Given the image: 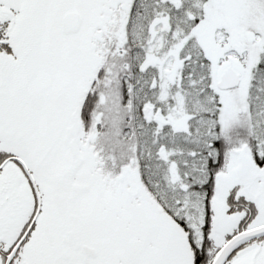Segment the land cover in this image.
I'll list each match as a JSON object with an SVG mask.
<instances>
[{"label": "snow or ice", "instance_id": "6c2138e0", "mask_svg": "<svg viewBox=\"0 0 264 264\" xmlns=\"http://www.w3.org/2000/svg\"><path fill=\"white\" fill-rule=\"evenodd\" d=\"M0 264H264V0H0Z\"/></svg>", "mask_w": 264, "mask_h": 264}]
</instances>
